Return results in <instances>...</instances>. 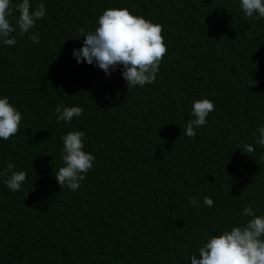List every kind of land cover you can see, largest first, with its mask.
<instances>
[{
    "label": "trees",
    "instance_id": "trees-1",
    "mask_svg": "<svg viewBox=\"0 0 264 264\" xmlns=\"http://www.w3.org/2000/svg\"><path fill=\"white\" fill-rule=\"evenodd\" d=\"M44 2L39 44L17 34L0 49V95L24 122L19 146L0 144V167L27 173L24 192L0 177V264H190L204 232L239 219L244 204L264 212V149H239L264 123V20L245 19L239 0ZM108 7L162 25L166 53L149 90L129 92L119 69L107 76L71 57L79 30ZM205 97L215 110L188 138L192 101ZM57 104L83 115L57 123ZM76 129L95 163L70 191L54 175L59 137ZM196 195L214 207L190 206Z\"/></svg>",
    "mask_w": 264,
    "mask_h": 264
},
{
    "label": "clouds",
    "instance_id": "clouds-1",
    "mask_svg": "<svg viewBox=\"0 0 264 264\" xmlns=\"http://www.w3.org/2000/svg\"><path fill=\"white\" fill-rule=\"evenodd\" d=\"M239 10L245 19L264 20V0H239ZM47 17L44 0H0V49L15 47L17 34L27 35L33 44L40 37L33 32L37 23ZM162 25L131 13L127 8L108 7L95 20L92 30H79L82 46L71 51L77 64L98 67L110 76L119 69L129 92L149 90L155 82L166 53ZM65 42V41H64ZM254 79L246 81V87L257 85ZM215 104L207 97L192 101L191 110L183 134L194 138L197 131L208 123L209 113ZM57 123L70 124L83 115L81 106L57 104L54 109ZM22 113L7 95H0V144L18 141L23 133ZM253 143H243L241 152L253 153L258 146L264 149V123L252 132ZM62 166L54 177L60 189L76 191L93 169L95 156L85 150V133L72 130L59 137ZM0 177L5 187L15 193L24 192L27 173L18 169L11 160L0 167ZM203 204L214 207L213 199L196 195L189 205L199 208ZM190 264H264V212L252 204H244L239 219L223 228L204 232L195 247L188 252Z\"/></svg>",
    "mask_w": 264,
    "mask_h": 264
},
{
    "label": "rangeland",
    "instance_id": "rangeland-1",
    "mask_svg": "<svg viewBox=\"0 0 264 264\" xmlns=\"http://www.w3.org/2000/svg\"><path fill=\"white\" fill-rule=\"evenodd\" d=\"M22 142L23 141H14V142H10V143L6 144L5 146H7L9 148H15V147L19 146ZM3 186L5 187L4 184H3ZM5 189H7V188L5 187ZM2 238H3V241L11 240V238H9L7 236H2Z\"/></svg>",
    "mask_w": 264,
    "mask_h": 264
},
{
    "label": "water",
    "instance_id": "water-1",
    "mask_svg": "<svg viewBox=\"0 0 264 264\" xmlns=\"http://www.w3.org/2000/svg\"><path fill=\"white\" fill-rule=\"evenodd\" d=\"M105 264H108L107 262H105Z\"/></svg>",
    "mask_w": 264,
    "mask_h": 264
}]
</instances>
